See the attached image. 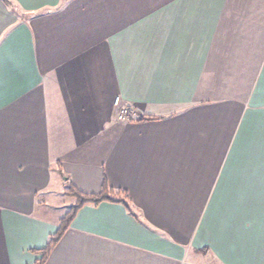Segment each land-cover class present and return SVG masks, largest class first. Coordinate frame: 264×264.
I'll return each instance as SVG.
<instances>
[{
    "label": "crops",
    "instance_id": "1",
    "mask_svg": "<svg viewBox=\"0 0 264 264\" xmlns=\"http://www.w3.org/2000/svg\"><path fill=\"white\" fill-rule=\"evenodd\" d=\"M9 2L0 264L37 262L64 182L137 219L85 205L44 264H264V0Z\"/></svg>",
    "mask_w": 264,
    "mask_h": 264
},
{
    "label": "trees",
    "instance_id": "2",
    "mask_svg": "<svg viewBox=\"0 0 264 264\" xmlns=\"http://www.w3.org/2000/svg\"><path fill=\"white\" fill-rule=\"evenodd\" d=\"M2 1L6 6L10 7L11 3L9 2V0ZM45 11L46 10H43L37 14L39 15L45 13ZM65 194L72 196L75 199L76 203L70 207V209L62 216V218L59 219L55 233L48 238L44 248L32 251L34 254L39 256V259L35 264H44L53 247L60 240L64 232L69 228L76 213L85 205L96 206L102 202L118 203L123 205L129 215L137 219V216L135 215L134 210L131 207V203L128 199L127 193L125 191L108 189L105 184H103V188L99 194H84L75 189L72 185L67 188Z\"/></svg>",
    "mask_w": 264,
    "mask_h": 264
},
{
    "label": "rangeland",
    "instance_id": "3",
    "mask_svg": "<svg viewBox=\"0 0 264 264\" xmlns=\"http://www.w3.org/2000/svg\"><path fill=\"white\" fill-rule=\"evenodd\" d=\"M64 183L66 184V182ZM65 184H60V186H63L64 188L62 192L59 190L58 186H56L55 191L51 190L52 194L48 193L47 195L49 197L45 198L46 209L44 212L47 213L45 218L54 223H57L59 218H62V216L70 209V207L76 203L72 196L64 193L69 187L68 184Z\"/></svg>",
    "mask_w": 264,
    "mask_h": 264
},
{
    "label": "built area",
    "instance_id": "4",
    "mask_svg": "<svg viewBox=\"0 0 264 264\" xmlns=\"http://www.w3.org/2000/svg\"><path fill=\"white\" fill-rule=\"evenodd\" d=\"M115 106H118L117 100L115 101ZM132 112L128 108L118 107L117 119L120 121H127L131 118Z\"/></svg>",
    "mask_w": 264,
    "mask_h": 264
}]
</instances>
